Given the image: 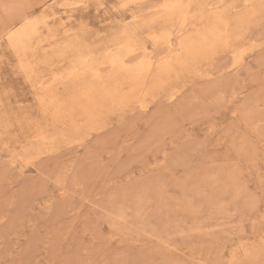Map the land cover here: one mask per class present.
<instances>
[{
  "label": "rangeland",
  "instance_id": "rangeland-1",
  "mask_svg": "<svg viewBox=\"0 0 264 264\" xmlns=\"http://www.w3.org/2000/svg\"><path fill=\"white\" fill-rule=\"evenodd\" d=\"M0 264H264V0H0Z\"/></svg>",
  "mask_w": 264,
  "mask_h": 264
},
{
  "label": "bare ground",
  "instance_id": "bare-ground-1",
  "mask_svg": "<svg viewBox=\"0 0 264 264\" xmlns=\"http://www.w3.org/2000/svg\"><path fill=\"white\" fill-rule=\"evenodd\" d=\"M169 63H170V62H169ZM165 64H166L167 66H169L168 62H165ZM144 67H145V65L143 66V68H144ZM147 67H148V66H147ZM147 67H146V70L148 69ZM150 67H151V66H150ZM151 68H152V67H151ZM170 68H171V66H170ZM148 70H149V69H148ZM149 73H150V70L145 72L146 75H148Z\"/></svg>",
  "mask_w": 264,
  "mask_h": 264
}]
</instances>
